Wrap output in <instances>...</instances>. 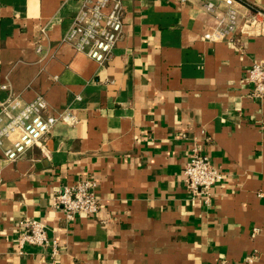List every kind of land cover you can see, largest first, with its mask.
<instances>
[{"label": "crops", "instance_id": "0c3cea01", "mask_svg": "<svg viewBox=\"0 0 264 264\" xmlns=\"http://www.w3.org/2000/svg\"><path fill=\"white\" fill-rule=\"evenodd\" d=\"M85 1L0 0V102L42 95L76 119L16 160L0 145V264H264V97L248 80L264 35L209 41L203 0H124L99 64L65 41ZM237 7L247 17L264 0ZM194 145L224 173L210 203L184 179ZM86 177L101 211L69 220L52 197ZM27 216L49 245L19 250Z\"/></svg>", "mask_w": 264, "mask_h": 264}, {"label": "built area", "instance_id": "2783aa9c", "mask_svg": "<svg viewBox=\"0 0 264 264\" xmlns=\"http://www.w3.org/2000/svg\"><path fill=\"white\" fill-rule=\"evenodd\" d=\"M238 1L203 0L204 9L215 14L217 19L216 26L204 32L205 39L234 40L240 33L264 35V10L255 9L250 16L241 18ZM123 13L124 0H86L75 16L65 41L103 64L111 58L113 49L123 35ZM248 80L253 84L251 95L263 98L264 63L254 62L251 65ZM3 87L6 88L7 85ZM75 120V116L69 111L49 113V104L42 95L25 101L20 94L10 93L6 100L0 102V145L5 146V141L11 140L4 147L5 157L13 161L24 156L31 147L43 144L57 122L73 123ZM183 175L191 198H201L206 203L211 201L214 185L224 177L223 171L197 145L191 150ZM96 184L94 179L86 177L73 184L63 185L53 195L52 204L65 211L69 220L78 215L98 214L101 204ZM256 232L257 228H254V233ZM17 242L20 251L28 244L47 246L51 243L46 225L28 216L18 223ZM52 246L53 253H57V241H53ZM255 257L256 254L253 253L246 260L252 262ZM220 264L230 262L222 259Z\"/></svg>", "mask_w": 264, "mask_h": 264}]
</instances>
